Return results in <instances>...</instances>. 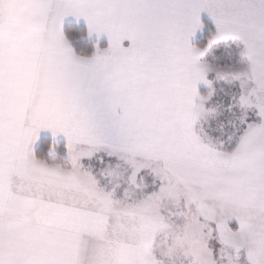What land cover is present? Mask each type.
Listing matches in <instances>:
<instances>
[{"label": "snow or ice", "instance_id": "obj_1", "mask_svg": "<svg viewBox=\"0 0 264 264\" xmlns=\"http://www.w3.org/2000/svg\"><path fill=\"white\" fill-rule=\"evenodd\" d=\"M0 264H264V0H0Z\"/></svg>", "mask_w": 264, "mask_h": 264}]
</instances>
